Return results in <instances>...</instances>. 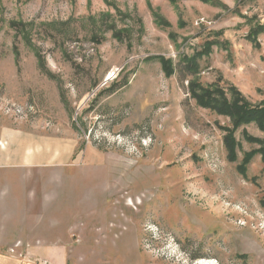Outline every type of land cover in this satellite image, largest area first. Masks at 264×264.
Here are the masks:
<instances>
[{"label": "rangeland", "instance_id": "374dc122", "mask_svg": "<svg viewBox=\"0 0 264 264\" xmlns=\"http://www.w3.org/2000/svg\"><path fill=\"white\" fill-rule=\"evenodd\" d=\"M192 85L264 105V0H0V264H264V131Z\"/></svg>", "mask_w": 264, "mask_h": 264}, {"label": "trees", "instance_id": "16d2710c", "mask_svg": "<svg viewBox=\"0 0 264 264\" xmlns=\"http://www.w3.org/2000/svg\"><path fill=\"white\" fill-rule=\"evenodd\" d=\"M164 71L170 76L174 73L173 65L171 61H163ZM190 63L186 65L188 67ZM190 72V70H188ZM193 96L196 98L200 105L206 108H211L217 113L225 116H229L234 121L235 127H239L243 124H249L255 122L261 130L264 131V105L260 107L253 108L248 103L243 101L242 96L239 93H235L236 99L229 101L224 92L221 91H211L207 89H201L197 85H192ZM232 147L234 151V142L232 140ZM263 158H264V149ZM235 157V153L233 154ZM253 155H248L246 157V163ZM240 170L241 173H246V169Z\"/></svg>", "mask_w": 264, "mask_h": 264}]
</instances>
